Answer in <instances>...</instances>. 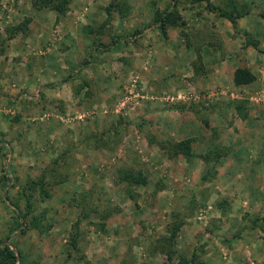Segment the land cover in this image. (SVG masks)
I'll return each mask as SVG.
<instances>
[{
    "label": "rangeland",
    "instance_id": "obj_1",
    "mask_svg": "<svg viewBox=\"0 0 264 264\" xmlns=\"http://www.w3.org/2000/svg\"><path fill=\"white\" fill-rule=\"evenodd\" d=\"M29 1L0 0V8L7 11L0 14V29L12 36V28L23 24L27 17L31 20L30 15H22L17 20V15L14 16L12 12V9L20 8L21 4ZM204 1L96 2V6L105 14L103 22L107 23V28H111L109 23L116 17L122 23L150 25L153 9L175 3L185 25L167 26V35L158 26L157 31L164 40L169 39V31L176 32L181 40L179 48L189 49L190 53L173 59L169 69L163 65L159 69L157 63L166 64L170 59H163L159 54L162 50L151 41H145V38L142 46L131 50L137 58V65L133 68L128 62L123 63L124 68H128L127 78L114 103L93 104L81 111L66 110L55 114L57 117L45 113L42 118H34L48 123L51 118L63 123L74 120L82 123L81 130L77 129L78 138L73 143H62L67 152L52 156L55 143L50 139L54 136L47 137V134L43 142H27L23 147L27 152L30 147L38 146L35 152L37 156L29 152L15 154L9 144L6 149L0 148V179L8 183L7 188L0 189V214L1 211L4 213V223L7 225L3 227L1 216L0 240L7 239L12 247L20 249L19 264H163L167 260L165 253L159 247L154 248V245L168 233L167 227L175 221H181L182 226L174 247L183 255L195 249L206 264H264V222L260 219L253 221L254 217L264 213V173H259L255 166L252 172L245 167L250 160L251 164L256 161L257 158L253 157L255 146L264 138V118L260 115L259 119L248 112L254 99L264 101V80L259 81L261 84L254 83V89L250 85L244 87L226 83L225 79L218 85L198 88L201 67L198 40L204 36L199 34L195 22L190 20L191 23L187 24L186 21L189 17L198 16L200 3L205 6L210 4L209 0ZM236 1L239 10L249 11L250 4ZM252 1L257 3V8L264 4V0ZM88 2L82 0L74 4L78 13L72 12L73 21L80 23L83 20ZM109 3L113 5L106 10ZM118 3L127 4L125 13L118 11V6H115ZM229 4L230 1L224 7H229ZM7 18L13 19V25L4 21ZM55 27L51 33L59 39L64 30L59 24ZM101 27L95 21L94 29ZM120 32L125 39L132 34V28L130 26ZM245 37L249 38V35ZM194 51L196 55L192 56ZM120 66L118 62L114 68L119 69ZM221 77L224 78L223 75ZM240 98L246 99V118L240 117L234 110L233 103ZM152 105L164 106V109H153L156 113H167L186 106L189 116L184 119L188 131L182 133L178 125L170 126L165 120L150 114L151 109L148 108ZM97 112H108L113 119L107 117V113L95 115ZM96 116V121H103L104 124L98 126L91 137H87V131H84L86 121ZM168 116L170 123L177 120L182 123V120ZM202 118L209 124L203 123ZM243 118L255 119L258 126H246ZM196 122L206 132L199 131ZM189 136L195 139L192 142L194 153L204 151L208 145L223 147L225 154L219 157L215 176L200 179L204 166L200 157L171 158L156 143ZM70 147H74L75 151ZM88 147H91L89 152L87 149L81 154L83 148ZM96 152L105 155L99 156ZM119 165H134L146 175L145 185L130 186L133 196L125 191V185L114 183V172ZM5 174L10 176V182ZM39 177L41 182L32 186V201L34 213L40 210L45 212L41 222L46 225L47 231L43 233L22 224L24 219L20 216L26 206L23 192L29 193L31 180ZM63 180L73 182L78 189L81 187L75 199L79 212L72 218L68 216L69 220H58L51 211L55 199L65 193L57 186ZM82 194L86 196L81 198ZM64 198L69 199L66 193ZM84 201L96 206V211H92ZM17 203L19 212L16 206L13 207ZM50 212L52 215L46 220ZM83 212H86V216L81 218Z\"/></svg>",
    "mask_w": 264,
    "mask_h": 264
},
{
    "label": "crops",
    "instance_id": "obj_2",
    "mask_svg": "<svg viewBox=\"0 0 264 264\" xmlns=\"http://www.w3.org/2000/svg\"><path fill=\"white\" fill-rule=\"evenodd\" d=\"M80 1L82 0H71L66 11L61 15L52 9H33L32 0L25 4L20 3V8L12 9V12L14 16L17 15L15 17L17 20L22 15L31 16L28 29L19 30L12 36L0 29L2 30L0 32V140L4 143V149L9 144L15 154L29 152L37 156L35 152L38 146L33 149L30 147L27 152L23 147L27 142H43L47 134V137L54 136L50 139L55 143L52 156L58 155L59 152H67L66 146L62 143H73L78 138L77 129L81 130L82 123L77 120L63 123L55 118H51V122L48 123L41 122L40 119L35 120V117L42 118L45 113L53 117L66 110L81 111L93 104L114 103L115 98L123 90L122 83L127 78L128 68L125 69L123 63L125 65L128 62L134 68L137 65V58L131 50L136 46H142L145 41L156 44L162 50L159 54L163 59H170L166 64L157 63L159 69L162 65L169 69L173 59L178 56L183 57L184 53H190L189 49L179 48L178 43L181 40L176 32L169 31V39H162L154 22L150 25L138 26L122 23L116 17L109 23L111 28H107V23L103 22L105 14L96 6L98 0H88L83 20L80 23L75 22L72 12L78 13L74 4ZM228 1L230 0H209L208 2L215 6V10L205 6L204 1L198 6V16L189 17L186 21L187 24L191 23L190 20L195 22L199 27V34L202 33L204 36L198 40V56L201 63L198 88L218 85L224 82V79L226 83L233 84V71L238 66H247L255 74L250 84H241V86L250 85L251 89H254V83L261 84L259 81L264 80V16L262 15L264 4L257 8V3L252 0H239L250 4V7L249 11L236 18L234 21L236 24L233 25L228 18L216 13V9L226 6ZM3 13L7 11L0 8V14ZM139 20L142 21L141 18ZM4 21L12 23L13 19L11 21V18H7ZM95 21L102 27L94 29ZM58 24L61 25L64 34L56 39L51 29ZM130 26L132 34L123 39L120 30L129 29ZM243 33L249 35V38ZM191 55H196V52ZM118 62L121 66L116 69L114 67H117ZM222 75L224 78L221 77ZM261 101L254 99L248 109V112L258 118L260 115L264 118V101ZM186 108L184 106L166 111L167 113H156L157 111L153 112V109H164V106L152 105L148 110L151 109L150 114L165 120L168 125H178L180 131L185 133L188 131V125L184 117L189 116ZM105 114L113 119L108 112H97L95 115ZM168 114L182 120V123L178 120L170 123ZM245 118L243 119L246 126H258L255 124V119ZM96 119L97 116L86 121L84 131H87V137H91L97 132L98 126L102 127L104 124L103 121L100 123V120L96 121ZM196 125L199 126V131L206 132L200 123L196 122ZM255 147L253 157L259 160L256 159L252 164L250 160V164L245 167H249L252 172L251 169L255 166L259 173H264V138H261ZM90 148H83L81 154L87 149L88 153ZM69 149L74 150V147ZM96 153L99 156L105 155L101 152ZM8 177L10 182V176ZM7 184L4 179H0V189L7 188ZM57 186L69 199H65V193H62L58 199H55L51 211L58 220L60 218L69 220L68 216L72 218L79 212V205L75 199L81 187L78 189L73 182L64 180ZM85 204L89 205V201ZM66 205L68 207L64 208ZM52 212L46 216V220ZM1 216L3 227H7L2 211Z\"/></svg>",
    "mask_w": 264,
    "mask_h": 264
},
{
    "label": "trees",
    "instance_id": "obj_3",
    "mask_svg": "<svg viewBox=\"0 0 264 264\" xmlns=\"http://www.w3.org/2000/svg\"><path fill=\"white\" fill-rule=\"evenodd\" d=\"M32 6L39 9L45 7L46 9H52L57 13H64L67 9L68 4L71 0H32ZM197 1V0H196ZM113 5V3H109L105 8L109 9V6ZM229 7H218L216 9V13L228 18L231 22H234L238 16H241L247 9L239 10L237 7L236 0H230ZM118 11L122 14L125 13L124 9L127 7L125 3H118ZM175 3L169 4L164 8H155L152 12V22L156 23L158 28L162 31L164 35H167V26L169 25H185L184 20L181 18L180 13L175 7ZM210 9H214L212 4L208 5ZM125 7V8H124ZM126 10V9H125ZM264 16V13H262ZM30 18L27 17L23 22V24H18L16 27L11 29L12 34L16 33L19 30H26ZM93 28V27H91ZM254 73H252L247 66H238L234 69L232 75V82L235 85L241 84H250L254 79ZM235 112L240 117L246 116V99H236L233 103ZM202 122L208 125L206 119L202 118ZM194 137L189 136L184 139H167V140H159L156 141L159 148L163 149L165 154L168 157H176L182 156L186 158H190V156H198L203 162V170L201 172L200 179H207L209 177H213L216 175V164L218 163L219 157L225 154V151L221 145H208L205 150L199 153H194L192 150V142H194ZM4 146V143H0V148ZM4 148V147H3ZM57 160V158H56ZM114 183H120L125 185V191L133 196V193L130 189L132 185H145L147 182L146 175L143 173L141 168H138L134 165H119L115 169L114 172ZM41 182V178L32 179L31 184H29L28 189L31 190L29 193L24 191L26 199V206L24 212L20 214V216L24 219L22 220V224L26 225L28 228H36L41 233L47 231V227L45 224L41 222L45 218L44 211H37L34 213V205L32 201V186L34 184H38ZM88 193V192H87ZM86 194H82L81 198L85 197ZM218 204H222L219 202ZM18 203L13 205L15 209L19 212V208L17 207ZM90 209L96 211L95 207L92 204L89 205ZM15 210V211H16ZM106 214V213H104ZM86 216V212H83L81 218ZM260 219L264 222V213L260 215V217H254V220ZM169 227H167V234H164L158 242L153 246L154 248L159 247L160 250L164 251L167 260L163 264H206V261L199 257L195 249H193L188 255H183L175 250L174 243L177 237V233L179 228L182 226L181 221H175L170 223ZM1 239V238H0ZM74 240V239H73ZM73 240H71V244L75 246ZM21 251L18 247L14 248L11 246V243L7 239L0 240V264H19L21 262V258L19 255Z\"/></svg>",
    "mask_w": 264,
    "mask_h": 264
}]
</instances>
